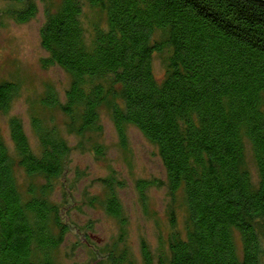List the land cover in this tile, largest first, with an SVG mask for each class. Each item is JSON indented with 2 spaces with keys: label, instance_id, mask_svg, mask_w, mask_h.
<instances>
[{
  "label": "trees",
  "instance_id": "1",
  "mask_svg": "<svg viewBox=\"0 0 264 264\" xmlns=\"http://www.w3.org/2000/svg\"><path fill=\"white\" fill-rule=\"evenodd\" d=\"M3 1L10 4L4 14L16 22H29L38 13L33 0ZM85 4L106 17L90 38ZM40 39L48 53L44 64L58 65L72 77L60 105L69 131L83 136L99 130L101 109L107 107L122 144L128 126L139 129L157 145L170 191L185 194V235L176 230L173 215L167 254L155 259L143 242V264H262L264 1L62 0L58 10L48 12ZM156 55L165 63L161 81L154 72ZM17 92L16 82L0 83V115ZM42 104L53 107L57 100L48 94ZM32 126L39 151L32 149L22 122L9 121L18 165L46 181L30 185L28 197L19 190L0 134V264H57L70 231L48 196L70 148L56 128H44L37 117ZM248 148L257 181L246 164ZM149 184L138 181L142 196ZM106 210L123 224L114 193ZM116 245L110 264H134Z\"/></svg>",
  "mask_w": 264,
  "mask_h": 264
},
{
  "label": "rangeland",
  "instance_id": "2",
  "mask_svg": "<svg viewBox=\"0 0 264 264\" xmlns=\"http://www.w3.org/2000/svg\"><path fill=\"white\" fill-rule=\"evenodd\" d=\"M33 1L38 7L36 17L19 23L4 14L10 4L0 0V83L11 81L18 85L10 109L0 115V134L12 155L18 187L24 197H28L30 185L38 188L46 181L41 176H28L18 165L10 137V119L18 118L22 122L34 151L40 150L39 137L32 126L36 117L44 128H56L70 148L65 170L50 181L48 194L59 206L63 220L70 225L58 250L57 264H110L108 255L115 243L118 252L125 251L134 264H143V242L155 259L166 255L173 215L176 230L185 235L187 207L183 190L174 194L170 191L158 147L139 129L128 126L126 141L122 144L107 107L101 109L99 130L88 131L83 136L69 131V118L60 105L66 101L72 77L58 65L44 64L48 53L40 39L48 12L58 10L62 0ZM105 19L101 10L85 4L83 21L88 38L95 24L105 26ZM153 66L157 80H163L165 63L160 55L154 57ZM48 94L56 98L57 105L45 107L42 104ZM97 147L102 149L103 155L98 153ZM246 164L257 181L250 148ZM140 180L150 182L143 196L137 187ZM110 193H114L121 204L123 224L106 210ZM121 235L123 241L120 242ZM236 244L241 252L239 236Z\"/></svg>",
  "mask_w": 264,
  "mask_h": 264
},
{
  "label": "water",
  "instance_id": "3",
  "mask_svg": "<svg viewBox=\"0 0 264 264\" xmlns=\"http://www.w3.org/2000/svg\"><path fill=\"white\" fill-rule=\"evenodd\" d=\"M264 1V0H263Z\"/></svg>",
  "mask_w": 264,
  "mask_h": 264
}]
</instances>
